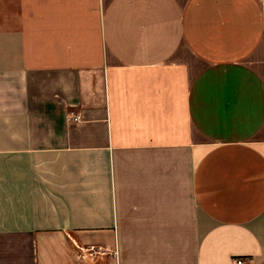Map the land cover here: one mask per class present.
<instances>
[{
  "label": "crops",
  "instance_id": "0c3cea01",
  "mask_svg": "<svg viewBox=\"0 0 264 264\" xmlns=\"http://www.w3.org/2000/svg\"><path fill=\"white\" fill-rule=\"evenodd\" d=\"M237 257L264 264V0H0V264Z\"/></svg>",
  "mask_w": 264,
  "mask_h": 264
},
{
  "label": "built area",
  "instance_id": "2783aa9c",
  "mask_svg": "<svg viewBox=\"0 0 264 264\" xmlns=\"http://www.w3.org/2000/svg\"><path fill=\"white\" fill-rule=\"evenodd\" d=\"M66 119H67V121H69V122H78V120H80L81 118H80L79 113L76 114V113H74V112H72V111H69V112L66 114ZM233 263H234V264H245V263H244V259L241 258V257L234 258V259H233Z\"/></svg>",
  "mask_w": 264,
  "mask_h": 264
}]
</instances>
